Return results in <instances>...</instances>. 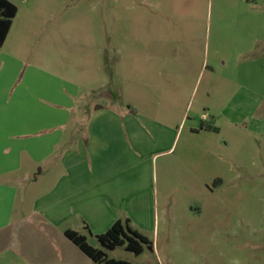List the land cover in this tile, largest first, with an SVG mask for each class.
<instances>
[{
  "label": "crops",
  "instance_id": "1",
  "mask_svg": "<svg viewBox=\"0 0 264 264\" xmlns=\"http://www.w3.org/2000/svg\"><path fill=\"white\" fill-rule=\"evenodd\" d=\"M10 1L19 11L0 46L2 264H97L66 232H79L94 242L117 222L128 221L153 242L155 252L161 233L169 244L179 235L180 224L175 217L165 223L167 211L159 195L162 199L176 196L196 179L223 198L235 172L221 140L222 128L214 119L228 108L224 105L216 112L206 105L213 111L207 112L210 122L219 132L201 128L204 113L189 112L190 107L188 112H179L193 70V47L154 44L140 48L144 59L157 66L167 62L169 49L186 54L190 65L177 69L171 101L161 90L151 91L143 101L137 82L131 86L133 101H122L119 106L118 87L105 80L101 51L94 47L89 55L80 54L78 61H70L65 14L55 23L44 0ZM163 1L144 0L157 13L144 15L145 36H150L153 27L154 32L164 31ZM218 1L264 4V0ZM261 26L246 30L238 46H224L219 52L232 48L241 54L263 53L264 15ZM262 66L245 63L239 80L258 81L257 69L264 70ZM203 69L214 70L215 66L208 62ZM263 119L254 127L256 132L264 133ZM169 142L170 151L177 145L179 154L177 160L164 163L159 186L158 160L170 152ZM45 166L47 178L41 183L37 176L45 174ZM169 171L174 174L171 181ZM188 212L201 218L204 209L194 206ZM206 229L205 223L196 220L187 227L195 239Z\"/></svg>",
  "mask_w": 264,
  "mask_h": 264
},
{
  "label": "rangeland",
  "instance_id": "2",
  "mask_svg": "<svg viewBox=\"0 0 264 264\" xmlns=\"http://www.w3.org/2000/svg\"><path fill=\"white\" fill-rule=\"evenodd\" d=\"M167 1L161 6L162 14L167 16L162 21L164 31L154 32L153 27L150 36H145L144 15L157 13L144 5V0H44L55 23H59L61 15H66L70 61H78L80 54L89 55L94 47L101 51L105 80L118 87L119 106L122 101H133L131 86L137 82L143 101L154 90H161L171 101L176 88L172 79L176 78L177 69L190 63L184 59L186 54L170 49L167 62L161 66L146 61L140 48L156 44L193 47L194 53L190 54L193 70L188 85L184 86L179 112H188L189 107V112H213L206 108L208 104L216 112H221L224 105L228 108L223 116L214 115L235 170L228 181L225 200L193 179L176 196L162 199L159 195L167 211L165 223L170 224L175 217L180 224L179 235L173 241L166 244L161 233L155 243L156 252L145 246L143 254L138 256L119 246L107 254L109 258L133 264H264V133L254 129L264 118V70L260 71L264 52L241 54L232 48L230 52L218 50L238 46L245 39L242 35L246 30L262 28L264 4L230 5L218 0H177L170 4ZM157 19L156 16L153 20ZM208 62L213 63L214 70L203 69ZM245 63L262 66L257 69L258 81L239 80L240 67ZM176 146L170 151L172 142H169L170 152L159 156V186L164 163L177 160L180 148ZM44 170L45 174L37 176L41 183L47 178V166ZM168 173L167 179L171 181L174 174ZM194 206L204 209L203 217L190 216L188 211ZM195 220L205 223L207 228L197 239L187 230L189 222ZM93 240L90 243L101 248Z\"/></svg>",
  "mask_w": 264,
  "mask_h": 264
},
{
  "label": "trees",
  "instance_id": "3",
  "mask_svg": "<svg viewBox=\"0 0 264 264\" xmlns=\"http://www.w3.org/2000/svg\"><path fill=\"white\" fill-rule=\"evenodd\" d=\"M18 11V6L10 0H0V46L5 43ZM201 128L207 132L220 130L210 121L204 122ZM128 223L117 222L105 234L96 236L101 248L93 246L88 237L79 232L67 231L66 236L97 264H133L123 259L109 258L107 254V251H114L119 246H124L127 251L138 256L143 254L145 246L154 250L153 242L132 229Z\"/></svg>",
  "mask_w": 264,
  "mask_h": 264
},
{
  "label": "built area",
  "instance_id": "4",
  "mask_svg": "<svg viewBox=\"0 0 264 264\" xmlns=\"http://www.w3.org/2000/svg\"><path fill=\"white\" fill-rule=\"evenodd\" d=\"M202 118H203V120H204L205 122L210 121V116H209L208 113H204L203 116H202Z\"/></svg>",
  "mask_w": 264,
  "mask_h": 264
}]
</instances>
